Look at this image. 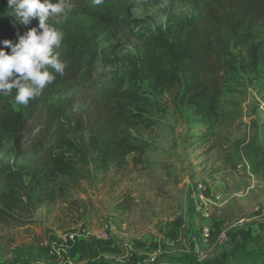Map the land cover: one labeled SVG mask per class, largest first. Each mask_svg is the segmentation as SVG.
<instances>
[{
  "label": "rangeland",
  "instance_id": "obj_1",
  "mask_svg": "<svg viewBox=\"0 0 264 264\" xmlns=\"http://www.w3.org/2000/svg\"><path fill=\"white\" fill-rule=\"evenodd\" d=\"M70 4L51 25L64 33L61 46L86 50L94 70L48 102L71 100L66 119H83L87 128L79 136L88 139L95 106L111 93L112 74L137 64L159 31L173 38L182 22L197 20L202 10L198 0H156L145 9L128 2L117 18L120 30L88 43L81 27L102 4ZM255 43L231 42L235 67L224 82L218 123L176 102L179 87L169 72L162 81L132 82L126 88L145 102L130 109L141 120L130 133L147 147L141 164L130 155L106 171L84 169L76 180L59 177L47 191L52 200L34 206L20 195L22 203L13 205L4 198L7 176L27 174L42 158L33 152L45 127L41 110L20 144L0 148V210L7 212L0 214V264H216L236 252H264V75L241 65L242 59L252 65L248 51ZM57 140L51 133L47 142ZM202 193L228 203H209L201 214ZM204 226L212 230L208 242L202 240ZM81 230L86 237L65 242L66 235Z\"/></svg>",
  "mask_w": 264,
  "mask_h": 264
},
{
  "label": "trees",
  "instance_id": "obj_2",
  "mask_svg": "<svg viewBox=\"0 0 264 264\" xmlns=\"http://www.w3.org/2000/svg\"><path fill=\"white\" fill-rule=\"evenodd\" d=\"M155 1L103 0L102 6L84 19L81 37L90 43L109 31L117 32L120 30L117 18L122 6L130 2L136 9H145ZM198 1L202 10L200 18L182 22L173 38L159 31L144 45L143 57L137 64L112 74L111 93L95 106L88 139L79 136L87 128L83 119H66L72 107L71 100L48 102L56 94L71 92L94 70L92 58L80 45L68 44L58 49L61 61L66 64L63 75L55 74L54 82L27 106L15 103V89L10 96L0 95V148L10 141L20 144L38 113L45 110V127L35 137L33 145V152L42 158L28 169L27 174L14 172L7 176L4 198L15 205L22 203L20 195H24L36 206L44 203L46 197L53 199L47 191L59 177L76 180L82 177L84 169L106 171L130 155H136V162L141 164L139 159L147 147L130 133V129L141 124L130 109L145 102L126 88L132 82L162 81L169 79L171 73L174 85L179 87L176 102L191 109L196 117L211 124L218 123L224 82L235 67V59L230 53L231 42L243 46L256 41L248 51L252 65L248 66L245 59L241 60V65L244 71L253 67L264 75V0ZM61 16L52 18L50 24ZM37 26V19L28 25L20 23L12 14L8 0H0V47H4V40L17 43L29 28ZM51 133L58 136L52 144L47 142ZM6 213L0 210V214ZM216 264H264V252H236Z\"/></svg>",
  "mask_w": 264,
  "mask_h": 264
},
{
  "label": "clouds",
  "instance_id": "obj_3",
  "mask_svg": "<svg viewBox=\"0 0 264 264\" xmlns=\"http://www.w3.org/2000/svg\"><path fill=\"white\" fill-rule=\"evenodd\" d=\"M92 2L100 5L103 0ZM8 5L20 23L38 20V26L29 28L17 43L4 40L0 47V95L10 96L15 89V103L27 106L54 82L55 74L64 73L66 64L58 52L64 33L50 20L65 14L71 4L70 0H8Z\"/></svg>",
  "mask_w": 264,
  "mask_h": 264
},
{
  "label": "built area",
  "instance_id": "obj_4",
  "mask_svg": "<svg viewBox=\"0 0 264 264\" xmlns=\"http://www.w3.org/2000/svg\"><path fill=\"white\" fill-rule=\"evenodd\" d=\"M209 203H213L215 205H227L228 202L225 201V199L220 196L213 194L211 198H208L203 193L199 195V202L197 205V212L204 214L205 209L209 205ZM212 230L209 226H204L202 228V240L204 242H208L211 238ZM102 237H105V233H101ZM81 237H86L85 230H81L78 233H72L65 236V242L68 244L76 243ZM222 238H225V235L222 236Z\"/></svg>",
  "mask_w": 264,
  "mask_h": 264
}]
</instances>
